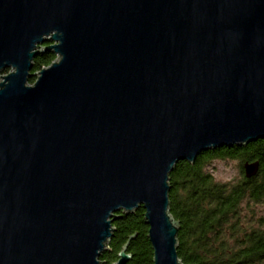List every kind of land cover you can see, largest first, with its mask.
<instances>
[{
    "label": "water",
    "instance_id": "95a60500",
    "mask_svg": "<svg viewBox=\"0 0 264 264\" xmlns=\"http://www.w3.org/2000/svg\"><path fill=\"white\" fill-rule=\"evenodd\" d=\"M260 138L264 0H0V264H100L139 205L152 263L185 264L170 171Z\"/></svg>",
    "mask_w": 264,
    "mask_h": 264
},
{
    "label": "trees",
    "instance_id": "16d2710c",
    "mask_svg": "<svg viewBox=\"0 0 264 264\" xmlns=\"http://www.w3.org/2000/svg\"><path fill=\"white\" fill-rule=\"evenodd\" d=\"M46 44H48L46 42ZM44 44V45H46ZM55 55L43 51L33 59L32 72L48 65ZM34 78H30L32 82ZM236 159L242 177L234 183L218 182L205 167L214 159ZM257 160L256 175L247 178L242 169L244 161ZM169 211L178 220L177 254L185 264H264V217L251 224L240 219L241 204L250 210L264 203V138L245 145L217 147L201 152L193 163L178 161L168 175ZM112 224L116 225L99 260L101 264L116 261L129 235L125 264H153L152 247L144 208L132 212L119 211Z\"/></svg>",
    "mask_w": 264,
    "mask_h": 264
},
{
    "label": "rangeland",
    "instance_id": "374dc122",
    "mask_svg": "<svg viewBox=\"0 0 264 264\" xmlns=\"http://www.w3.org/2000/svg\"><path fill=\"white\" fill-rule=\"evenodd\" d=\"M205 169L210 172L218 182L234 183L242 177L239 161L236 159H214ZM250 210L246 203L241 204L240 219L244 224H251L259 220L260 216L264 217V203H256ZM101 264V263H100Z\"/></svg>",
    "mask_w": 264,
    "mask_h": 264
}]
</instances>
